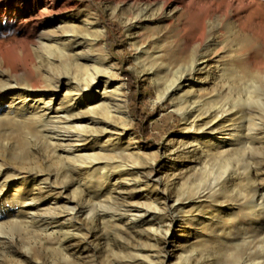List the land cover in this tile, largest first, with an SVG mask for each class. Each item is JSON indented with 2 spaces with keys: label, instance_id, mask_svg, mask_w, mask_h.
Segmentation results:
<instances>
[{
  "label": "rangeland",
  "instance_id": "obj_1",
  "mask_svg": "<svg viewBox=\"0 0 264 264\" xmlns=\"http://www.w3.org/2000/svg\"><path fill=\"white\" fill-rule=\"evenodd\" d=\"M11 1L13 0H0V9ZM78 1L92 7L94 16L88 13V19L92 24L97 22L102 27L101 41L109 52L112 70L117 74L115 78L110 77L112 83L107 90H113V87L122 81L125 82L122 93L129 115L128 134L133 145L120 153L108 151L103 153L96 149L99 145H89L88 141H82L74 144L83 146L87 143L85 147L78 148L79 151L72 154L75 157H57V154L53 153L33 131L32 125L29 128L22 126L17 119L7 118V112L2 111L0 148L3 143L8 145L5 151L0 149V153H5L7 161L10 160L5 167L15 165L38 172L41 182L39 187L42 189L20 190L22 196L25 194L34 196L30 202V206L33 207L30 211L26 210L29 205L11 202L10 194H14L13 188L5 187L6 189L2 190V194L7 197L0 213V264H250L252 261L264 264V252L260 248L264 245V213L258 219L251 220L244 207V202L253 195L255 186L264 191V95L261 96L260 103L249 102L252 112L248 116L247 102L243 104L245 112L236 120L237 129L246 135L247 128L260 127L258 129L260 134L257 135L260 139H255L254 143L249 145L246 136L238 137L245 141L243 145H237L233 156H229L231 160L227 169L229 176L224 178L219 166H215L212 159H208L207 165L200 160L198 144L193 139L196 132L183 129L182 116L174 108L170 97L158 100L151 72L135 60V52L130 46V37L124 24V19L130 12L125 7H117L119 0ZM20 2L21 0L19 4ZM260 2L263 6L261 5L258 10V17L263 18L264 0ZM47 3L28 0L17 10L18 14L11 22H19V17L26 18L31 27L42 18L61 17L66 12L58 11L59 7L65 5V0H47ZM51 4L54 7H51ZM246 19L243 23L247 26ZM262 21L264 22V18ZM248 22L252 25L251 19ZM57 25L45 28L40 25L36 35L44 38L46 33L57 34L59 33ZM72 25L70 29L72 32H68L73 33L72 39L80 40L81 35L89 29L80 22H74ZM14 27L15 24L12 25V28ZM166 30L167 25H164L159 31ZM146 31L151 34L153 30L150 28L143 33H147ZM11 32L0 33V43L4 45L1 47L5 64L2 63L3 66L1 64L0 66L12 69L34 57L37 71L33 68L29 70L28 75L39 87L46 86L68 73L73 76L69 70L62 68L57 58H55L57 63L47 64L44 59L49 54L42 48L34 51L35 48L31 47V51L24 50L22 55L9 53L5 49L10 43L15 44V41L20 39L19 31ZM262 33L264 34V23ZM34 39L36 41L38 38ZM227 49L228 42H224L215 47L214 52L221 53ZM248 49L253 63L264 66V46L263 50L252 45H249ZM242 51L238 48L237 52ZM247 66H249L247 61L239 63L237 72L243 71L244 67L247 69ZM86 68L89 72V66ZM258 81L264 87L263 74ZM211 82L209 89L204 92L206 96L214 94L212 88L220 89L222 84L217 82L219 87L218 85L214 87ZM60 89L59 94L62 96L69 87L63 86ZM221 96L227 97L228 103L232 104V93H227L225 89ZM101 112L87 114L101 116ZM118 117L109 118L111 128L106 129L104 139H114L120 134L123 119ZM247 119H250L249 122ZM93 133L98 139L101 137L98 131ZM27 146L33 152L30 153ZM110 161L113 165L122 162L121 164L128 168L126 178L132 179L126 181L118 178L117 182L120 181V185L117 183L116 186L120 188L98 192L96 183L99 172ZM88 162L91 164L88 165ZM249 167L252 177L247 180ZM75 168L80 169L77 171ZM87 180H90L87 183L89 187L85 184ZM113 181L115 180L111 182ZM188 201L190 203L187 204ZM200 202L203 205L216 204L228 207L233 212L223 214L222 218L225 219L211 218L205 213L210 208L203 207L204 210L203 208L199 210L200 213L195 210V206ZM4 209L8 214L26 210L29 214L33 213L35 217L33 222L38 220V223L34 226L28 223L29 227L25 222L27 220L8 216ZM127 216L154 219L153 228L156 229L153 230L141 223L132 226L125 222ZM198 216L210 217V220L203 221L198 219ZM172 217L174 221L170 225ZM228 217L233 219V223H227ZM207 224L208 227L204 229V225ZM41 227L44 229L41 230ZM65 228L70 230L72 236L59 247V243L63 241ZM167 228L171 232L166 240L164 233ZM223 230L231 233L224 236L228 240L223 238V241L222 238L214 237V234L221 236L220 231Z\"/></svg>",
  "mask_w": 264,
  "mask_h": 264
},
{
  "label": "bare ground",
  "instance_id": "obj_2",
  "mask_svg": "<svg viewBox=\"0 0 264 264\" xmlns=\"http://www.w3.org/2000/svg\"><path fill=\"white\" fill-rule=\"evenodd\" d=\"M27 1L21 0L19 4V0H13L7 2L4 8L0 9V33L19 31L20 39L18 40L22 41V43L18 40V42L15 41V44L10 43L5 50L11 54L22 55L24 50L31 51V47L35 48L34 51L42 48L49 54L48 57L45 55L46 58L44 59L47 64H53L57 58L59 64L63 66L62 68L69 70L73 76L68 73L62 78H56V81L48 82L49 84L46 86L39 87L36 85V81L28 75L29 70L33 68L37 71L36 60H34L33 55V58L28 55L31 59L28 61L24 59L26 62L15 66V68L11 66L12 69L4 68L2 67L4 59L1 47L3 44L0 43V64L2 65L0 66V113L2 111L7 112V118L17 119L18 123L27 126V128L32 125L33 131L40 136L53 153L57 154V157H75L73 155L79 151L78 148L85 147L87 143L83 146L77 144L79 147L74 144L82 141H88L89 145H99L96 149L103 153L127 151L133 143L128 134L127 121L129 115L126 110V100L122 93L125 82L122 81L113 87V90H107L112 83L110 77L115 78L117 74L112 70L113 65L109 60V52L101 41L102 27L97 22L92 24L88 19V13L94 16V10L90 5L78 0H65V5L58 9V11H66L61 17L48 16L32 24L31 27L27 23L28 19L26 22V18L19 17V22L12 23L13 17L18 14L17 10L21 9V5L26 4ZM260 1L119 0L117 4V7H125L130 12V15L124 19L130 37V46L135 52V60L142 63L151 72L156 85L158 100H165V98L170 97L174 108L182 116L183 129L196 132L193 139L198 144L200 160L207 165L208 159H212L215 162L213 164L219 166L220 173L223 174L224 178L229 176L227 172L229 161H231L229 156H233L237 145H241L245 141L238 139V137L240 135L246 136L249 145L253 144L255 139H260L257 138V135L260 134L258 131L260 127L251 126L247 128L248 133L246 135L237 129L238 125L236 124L238 123L236 120L245 112L242 107L243 104L247 102L246 113L248 116L252 112L248 105L249 102L260 103L261 96L264 95V87L259 82L261 79L258 81L260 76L264 75V66L253 63L252 55L248 51L249 45L256 46L258 49H262L264 46V34L262 33L264 17H258V10L262 5H260ZM39 3L48 4L47 0H39ZM51 7H54L53 4ZM244 19L247 20V26L243 23ZM249 19L252 20V25L249 24ZM74 22H80L89 27L88 31L81 35L80 40L72 39L73 33H68L71 31ZM13 24H15L14 28H12ZM56 24H58L59 33H46L44 38H41V35H36L40 25L45 28L56 26ZM164 25H167V30L159 31ZM150 28L153 30L151 34H148L149 31L143 33L144 30ZM34 38H38V41H35ZM9 39L12 40V38ZM224 42H228L229 49L215 53V47ZM246 45H248L247 52L245 51ZM238 48L243 51L238 53ZM245 61L249 65L247 69L244 67L243 71L237 72L239 63ZM212 63L213 65H211ZM87 66L90 68L89 72L87 68L85 69ZM101 82H103L102 85ZM209 82L214 87L218 85L217 82H220L222 88L218 85L220 89L212 88L214 94L206 96L204 92L209 89ZM63 86L69 87V89L61 96L59 92ZM224 88L227 93H232V104L228 103L227 97L222 98L221 94L225 90ZM97 111H102L101 116L87 114L90 112L97 113ZM113 116L122 118L123 125L120 127V134L116 138L106 140L103 136L106 129L111 128L109 118H113ZM249 120L247 119V122ZM96 130L101 135L99 139L93 133L97 132ZM7 145L8 143L1 144L0 149L5 151ZM29 150L30 153L33 152L30 148ZM4 154L0 153V213L3 211L4 206L2 204L7 197L2 194L5 187L14 190V194H10L13 204L29 205L26 210L30 211L33 208L30 206V202L34 196L33 194L22 196L23 193L20 190L23 188L42 189L39 187L41 182L38 172L15 165L5 167V164L9 163L10 160L8 162V158L6 159ZM121 163L113 165L110 161L99 172L96 183L98 192L120 188V186H116L117 183L120 185V181L117 182L118 178H123L126 181L132 179L126 178L125 175L129 173L128 168L126 169ZM89 164L91 162H88ZM79 169L75 168L77 171ZM248 170L247 180L252 177L251 168L249 167ZM255 175L254 177H256ZM112 180L115 181L111 182ZM88 182L90 180H87L85 184L89 187ZM244 204L251 220L263 216L264 191L262 188L255 186L253 195ZM203 207L205 209L210 208L204 212L208 213L211 218L223 219V214L233 212L228 207L216 204L203 205L201 202L195 206V210L199 212ZM26 210L8 214V211L4 209L6 215L15 216V218L22 217L23 220H27H24L27 225L29 223L34 226L38 220L33 222L35 218L33 213L29 214ZM199 218L203 221L210 220V217L198 216ZM124 220L132 226L141 223L150 226L153 230L156 229L153 228L154 219L145 220L135 216H127ZM232 220L228 217L227 223H233ZM173 221L174 218L172 217L170 225ZM224 221L223 223H225ZM217 224L220 225V223ZM206 227L208 224L207 226L204 225L203 228L206 229ZM169 228L164 233L166 240L171 232ZM43 229L44 227H41V230ZM224 230L223 232L220 231L222 237L218 234H214V237L228 240L224 236L231 233ZM64 231L63 241L59 243V247L62 243L68 242L72 236L70 230ZM260 248L264 252V245ZM259 262L252 261L250 264H258Z\"/></svg>",
  "mask_w": 264,
  "mask_h": 264
}]
</instances>
